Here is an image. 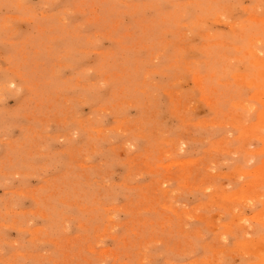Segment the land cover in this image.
<instances>
[{"label": "rangeland", "instance_id": "rangeland-1", "mask_svg": "<svg viewBox=\"0 0 264 264\" xmlns=\"http://www.w3.org/2000/svg\"><path fill=\"white\" fill-rule=\"evenodd\" d=\"M0 264H264V0H0Z\"/></svg>", "mask_w": 264, "mask_h": 264}, {"label": "bare ground", "instance_id": "bare-ground-1", "mask_svg": "<svg viewBox=\"0 0 264 264\" xmlns=\"http://www.w3.org/2000/svg\"><path fill=\"white\" fill-rule=\"evenodd\" d=\"M230 207V206H229Z\"/></svg>", "mask_w": 264, "mask_h": 264}]
</instances>
